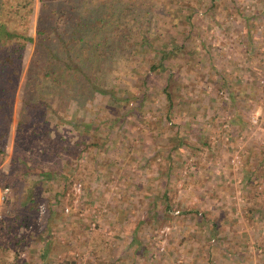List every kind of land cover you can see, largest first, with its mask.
<instances>
[{
	"label": "rangeland",
	"instance_id": "obj_1",
	"mask_svg": "<svg viewBox=\"0 0 264 264\" xmlns=\"http://www.w3.org/2000/svg\"><path fill=\"white\" fill-rule=\"evenodd\" d=\"M150 1L153 15L161 20L166 11L170 18L172 0ZM179 1V12L190 13L192 25L188 48L179 57L184 59L190 50L202 56L187 68L174 57L164 64L178 82H191L187 108L167 118L163 86L157 84L139 120L129 114L118 117L124 106L100 96L91 105L97 103L106 119L94 135L61 121L46 123L59 146L68 147L79 135L101 149L79 147V156L65 153L61 157L70 163L64 166L55 164L50 154L42 161L59 173L34 187L36 207L26 213L28 227L16 226L24 224L18 221L6 235L0 231L9 253L18 251L17 264H36L33 260L45 244L48 264H264V0ZM34 25L33 16L31 35ZM182 35L176 34L178 39ZM110 63L118 68L124 62L117 53ZM45 99L53 101L52 96ZM18 107L15 101L14 115ZM92 107L71 104L62 117L79 125L83 119L95 124L103 116L93 117ZM189 126L184 140L189 146L175 148L174 133L182 137ZM11 153L12 139L4 169ZM75 183L80 184L79 193ZM16 189L8 188L7 200ZM5 200L0 202V219L14 214ZM166 201L169 209L163 207ZM165 226L170 227L166 234L161 231ZM94 231L113 242L104 260L91 249Z\"/></svg>",
	"mask_w": 264,
	"mask_h": 264
},
{
	"label": "trees",
	"instance_id": "obj_2",
	"mask_svg": "<svg viewBox=\"0 0 264 264\" xmlns=\"http://www.w3.org/2000/svg\"><path fill=\"white\" fill-rule=\"evenodd\" d=\"M36 1L35 6V0H0V188L17 185L16 191L11 190L13 197L9 194L5 200L13 209V216L0 219V231L4 230L5 235L15 228L14 222L21 221L24 224L16 226L28 227L26 213L36 207L34 187L58 175L56 166L46 168L42 163L49 154L53 155L55 164L64 166L70 163L61 157L65 153L79 156L89 146L94 151L101 149L100 145H90L79 135L68 147L59 146V140L50 137L46 123L61 121L77 132L92 131L94 135L106 119L97 103L94 107L91 105L93 98L100 96L111 99L114 106H124L122 109L131 104V109H120L118 117L129 114L139 120L146 110L147 97L153 94L157 84L163 86L164 115L168 118L172 112L187 108L186 90L191 82H178L166 68L165 59L174 57L175 63L187 68L188 63H198L194 57L202 56L190 50L185 51L184 59L179 57L188 48L187 38H191L192 28L190 13L179 12L183 9L179 0L170 2L171 16L168 18V13L163 11L161 20L157 14L153 15L155 5L150 0ZM33 16L35 25L31 35L29 26ZM183 23L188 27H183ZM176 34H181L182 38L178 39ZM128 45L132 47L128 49ZM117 53L124 62L118 68L110 63ZM94 63H97L95 69ZM88 64L92 65L88 67ZM92 69L94 76L90 79ZM166 72V76H159ZM100 75L104 79L99 81ZM107 75H112L111 80L106 79ZM134 80L141 86L131 85ZM46 96H52L54 103L47 101ZM122 100L125 104L120 103ZM15 101L19 102L16 115L13 113ZM71 104L91 106L95 111L93 117H103L101 120L98 117L95 124L83 119L79 125L74 118L68 122L62 116L70 110ZM190 130V126L187 127L179 138L177 132L174 133L175 148L189 146L184 140ZM10 139L12 153L4 169L2 163ZM202 144H206L205 140ZM75 168L80 171L81 164ZM67 194L71 197L72 193L68 190ZM162 198H167L165 191ZM163 207L169 209L170 201L164 202ZM112 243L97 231L90 236L91 249L99 255V260L110 257L109 244ZM142 246L144 244L138 245ZM18 255L16 249L9 253L0 232V264H17ZM37 256L34 263L48 264L46 244L38 249ZM63 263L73 264L72 261Z\"/></svg>",
	"mask_w": 264,
	"mask_h": 264
},
{
	"label": "built area",
	"instance_id": "obj_3",
	"mask_svg": "<svg viewBox=\"0 0 264 264\" xmlns=\"http://www.w3.org/2000/svg\"><path fill=\"white\" fill-rule=\"evenodd\" d=\"M73 188L75 190V192H80V184L79 183H75L73 185ZM8 192V188H0V202L2 203L5 199H6V194ZM43 207L40 206V213L43 212ZM64 211L66 212L67 209H64ZM177 211L174 212V214H176ZM170 230V227L169 226H165L163 227V229L161 231L165 232L164 234H166L168 231ZM163 234V233H162ZM160 251H163V245H160V248H159Z\"/></svg>",
	"mask_w": 264,
	"mask_h": 264
}]
</instances>
